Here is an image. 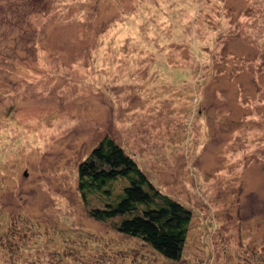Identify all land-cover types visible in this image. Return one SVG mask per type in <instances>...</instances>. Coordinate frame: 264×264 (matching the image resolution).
Returning a JSON list of instances; mask_svg holds the SVG:
<instances>
[{
	"label": "rangeland",
	"instance_id": "374dc122",
	"mask_svg": "<svg viewBox=\"0 0 264 264\" xmlns=\"http://www.w3.org/2000/svg\"><path fill=\"white\" fill-rule=\"evenodd\" d=\"M104 136L191 209L178 260L89 217ZM0 264H264V0H0Z\"/></svg>",
	"mask_w": 264,
	"mask_h": 264
},
{
	"label": "trees",
	"instance_id": "16d2710c",
	"mask_svg": "<svg viewBox=\"0 0 264 264\" xmlns=\"http://www.w3.org/2000/svg\"><path fill=\"white\" fill-rule=\"evenodd\" d=\"M77 190L90 218L167 259L180 258L191 209L161 192L113 138L104 136L78 163Z\"/></svg>",
	"mask_w": 264,
	"mask_h": 264
}]
</instances>
